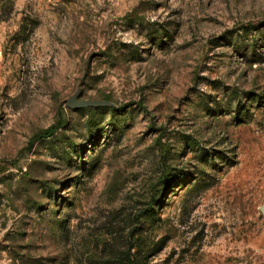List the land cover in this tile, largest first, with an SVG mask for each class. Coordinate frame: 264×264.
Here are the masks:
<instances>
[{"label": "rangeland", "instance_id": "1", "mask_svg": "<svg viewBox=\"0 0 264 264\" xmlns=\"http://www.w3.org/2000/svg\"><path fill=\"white\" fill-rule=\"evenodd\" d=\"M263 209L264 0H0V264H264Z\"/></svg>", "mask_w": 264, "mask_h": 264}, {"label": "trees", "instance_id": "2", "mask_svg": "<svg viewBox=\"0 0 264 264\" xmlns=\"http://www.w3.org/2000/svg\"><path fill=\"white\" fill-rule=\"evenodd\" d=\"M62 126H63V123L60 122L57 126H53L52 128H49V129L42 131L41 133L37 134L34 137L33 142H31V144L34 143L38 139H44V138H48V137L52 136Z\"/></svg>", "mask_w": 264, "mask_h": 264}, {"label": "water", "instance_id": "3", "mask_svg": "<svg viewBox=\"0 0 264 264\" xmlns=\"http://www.w3.org/2000/svg\"><path fill=\"white\" fill-rule=\"evenodd\" d=\"M71 102H73V100ZM263 211H264V209H263Z\"/></svg>", "mask_w": 264, "mask_h": 264}]
</instances>
